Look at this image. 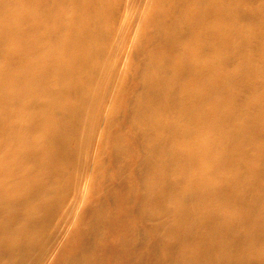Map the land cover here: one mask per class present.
Returning a JSON list of instances; mask_svg holds the SVG:
<instances>
[{
    "label": "bare ground",
    "instance_id": "obj_1",
    "mask_svg": "<svg viewBox=\"0 0 264 264\" xmlns=\"http://www.w3.org/2000/svg\"><path fill=\"white\" fill-rule=\"evenodd\" d=\"M262 19L264 0H0V264H264V74L244 28ZM107 139L131 149L109 153L125 194L105 185L78 214ZM73 213L93 223L62 259Z\"/></svg>",
    "mask_w": 264,
    "mask_h": 264
},
{
    "label": "rangeland",
    "instance_id": "obj_2",
    "mask_svg": "<svg viewBox=\"0 0 264 264\" xmlns=\"http://www.w3.org/2000/svg\"><path fill=\"white\" fill-rule=\"evenodd\" d=\"M250 6H253V8H257L259 6V4L255 3V4H252ZM249 8H252V7H249ZM258 24H259V22H258ZM262 25H264L263 22H262ZM262 25H260V26H262ZM244 28H245L246 31L248 30L247 33L250 34L253 37L252 40H251L252 41L251 44H249L250 52L253 55V58H252L250 63H252L253 69H255V71L258 73V76H260V74H264V56H263L262 53H260L258 50H256L257 41L259 39V37L256 35V33L261 32V35L264 36V27L262 26L261 28L260 27L256 28L255 25L246 23ZM132 46H133V43L132 42L129 43V47L131 48ZM116 60L117 61H121V56H119L117 58H114L115 64L119 65L116 62ZM123 71H124V68L120 67V72L122 74H123ZM131 73L132 72L130 70L129 71V75H127L128 76L127 78L129 79V83L130 84H132V82L133 83L134 82L137 83L134 78H131ZM123 77H125V75ZM34 82H36L35 79H33L32 83L34 84ZM233 89H234L233 91H235V96H234V100L231 101V104H233L237 108H241L243 110L246 109L249 115H251L252 113H254V112L259 110V106H258L259 104H258V102L256 100H252V104H249V107H248L249 99H255V98H253V94H252L253 91L249 90V88H243L242 89L241 87H237V86L235 88H233ZM118 107H119V105H118ZM59 114H60L59 111L57 113L55 112V116L54 117L59 118V116H60ZM121 115H122V113L119 110L117 114H114L113 117L111 116L110 118L112 120L116 119L115 120L116 122H119L120 125H123L122 118H121L122 116ZM116 131H117L116 128H112L111 134L112 133H116ZM125 131H124V133H127V134L129 133L128 130H125ZM127 134H124V135H127ZM124 138H125V136H122L121 140H125ZM5 140L6 139H5V136L3 135V133L0 134V145L1 144L3 145L5 143ZM107 140L108 141H105L106 143H104L102 148H101L102 151L100 153V159H99V161L101 163V166H102L101 173L100 172L99 173H100V175L102 177L100 179H97L95 177L96 181H95V183L90 185L86 201H84V203H82L79 206V210L76 211V213H78V214L84 213V207L86 209L89 205H91V202L93 201V198H95L96 195H98L100 192L102 193L101 197L108 196V193L105 192L106 191V186L105 185L114 187L116 190L121 192L120 194H123V193L125 194V192L123 190L124 187L123 186H118L119 179L123 176L121 174V172L119 171V169H120L121 165H123L124 163L122 162V164H119V165H116V166L113 165V164L111 165L110 162H109L110 161L109 153L111 151H114V149L118 153L119 152H125V151H128V150L131 151V149L126 147L124 142H122V141H119L120 143H118V144L116 143L118 145V147H117V145H115V143L111 142L113 140H109V139H107ZM130 151H128V152H130ZM119 161H121V160H119ZM105 163L108 164V165H106ZM253 181L255 183H257L258 179L253 178ZM100 186H101V188L103 190H101ZM98 190H99V192H97ZM183 190H184L183 194H185V193L187 194V191L184 188H183ZM178 203L184 204L181 199L178 201ZM92 223H93V220H91L90 218H87L86 216L85 217L82 216L80 218V215L76 216L74 213L72 214L71 222L69 224H67V227L69 228V233H68V235L64 236V238L66 239V243H68V245H70V246L69 247L67 246V247L64 248V250L62 252L63 254L61 255L62 259H65V257H67V258L73 257L75 255V251L76 250L71 245H73L77 241V239L80 238V236H81V231H80V229L78 227L80 225H82V224H83V226H85V225L92 224ZM74 224H76L77 226L75 225L76 227H74ZM49 233L50 232L47 231L46 235H48ZM46 235H44V237ZM118 237H121V236H117L116 239ZM78 242H80V240ZM123 251H124V248H123ZM37 252L39 253L40 251L39 250H35L34 254H37ZM90 259H91V261H93L94 257H92ZM51 263L55 264L54 261H52Z\"/></svg>",
    "mask_w": 264,
    "mask_h": 264
}]
</instances>
